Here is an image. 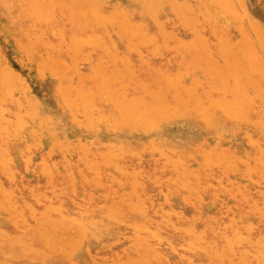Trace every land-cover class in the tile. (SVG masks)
Listing matches in <instances>:
<instances>
[{
    "label": "rangeland",
    "instance_id": "rangeland-1",
    "mask_svg": "<svg viewBox=\"0 0 264 264\" xmlns=\"http://www.w3.org/2000/svg\"><path fill=\"white\" fill-rule=\"evenodd\" d=\"M228 1L227 0H0V143H1L0 144V148H1L0 149L1 152L0 154V173H1L0 174V209H1L0 210V222H1L0 223V253H1L0 259L1 260L0 262L2 264L4 263L5 264H10V263L12 264H50V263L51 264H68V263L70 264H110V263L111 264H133V263L134 264H151V263L153 264L155 263L156 264L158 263L159 264H177V263L178 264H186V263L187 264H196V263L197 264H234V263L244 264L245 262L246 264H261V263L264 264V258H263L264 257V246H263L264 245L263 244L264 243L263 241L264 240V228H263L264 227V216H263L264 215V201H263L264 178H262L264 177V162H263L264 161V153H263L264 152V126H263L264 95L263 94L260 95L261 93L264 92L263 91L264 77H260V78L257 77L258 75H260L259 72L260 73L262 72L261 75L263 74L262 76H264V59H262L264 58V45L261 46V39L262 36H264V0H228ZM96 2H98L99 5ZM220 3L222 4L220 5ZM45 5L47 7H45ZM57 7L60 8L58 9ZM219 7L222 9L220 10ZM204 8L207 10V13L211 12L210 15L208 14L209 16L205 12ZM104 9H106V11ZM214 12H216V14ZM224 12H228V13L224 14ZM122 14L125 16H123ZM229 14H231V16ZM56 15L57 17H55ZM127 17H129L130 19ZM141 17L143 18L141 19ZM97 18L100 19L98 20ZM41 19L44 21H42ZM125 19L127 22L124 21ZM190 21L191 22L193 21L194 23L191 24ZM102 27L104 28V30H102L103 29ZM214 28L217 31L219 30L218 36L215 33ZM244 29L246 32L244 31ZM256 29H258V32L254 31ZM89 32L94 33L98 37V39H100L101 37L100 44L103 43L101 44L102 46L98 44V45H92L93 47H90L91 46L90 44H80V45L76 44L77 40H80L83 36H85ZM260 33L262 36L260 35ZM214 40H216L217 42ZM224 40L225 42L227 40V42L224 43ZM122 41L123 43H121ZM263 42L262 44H264ZM120 43L122 44V46ZM140 43H142V45ZM221 45H223L225 48L222 47ZM234 45H236V49ZM244 45L247 46L244 47ZM228 46L232 47L230 48L231 50L229 49ZM250 46H251V50H250ZM242 47L244 48V50L242 49ZM126 48H129L130 50ZM177 48H179V50ZM241 49L246 54V56L244 57H248V56L251 58L253 57L251 61L253 63L256 62V65L251 64L250 61L249 65H253V66L249 68L247 66L244 67V65L246 64H244L245 62L244 59L241 60V58H244L243 55H240L243 54L241 52L242 51ZM248 49L250 53L254 51V56L252 54L248 55L249 54ZM237 50H241L239 52V55L237 53L238 52ZM203 52L205 54H203ZM231 52H234V55L237 54L238 56L235 57L232 55L231 58L234 57V59H230L229 55H231L230 54ZM105 56L108 57L106 58ZM111 56L112 58H110ZM239 56L242 57L240 58ZM143 57H145L146 59ZM248 58L246 59L247 62H249ZM142 59L144 62L142 61ZM224 59L225 61L226 60L228 61L225 62ZM158 61L159 64L157 63ZM109 62L111 65L109 64ZM231 64L234 65L232 66ZM217 65L220 67L219 70H221L220 74L219 72L218 74L220 75V77H222V81H220L221 79L219 75L216 73L217 71H215V68H219L217 67ZM259 65L260 67L257 68L259 72H256V68L254 66H259ZM233 67H235L236 70H234L235 68L233 69ZM238 68L242 69L243 71L249 69V71L247 70L243 72L248 76V78L242 73L240 69H239L240 71L237 70ZM234 72L235 74H233ZM221 73L224 75L225 80H223L224 77L221 76L222 75ZM237 73H239L240 75L242 74L244 77L239 76ZM228 75H230L229 78ZM185 76H187V78ZM226 77L228 79H226ZM235 77L236 79H234ZM17 78L18 81L16 80ZM250 79L252 80V82ZM260 79H263V81L261 82L262 83L261 86L263 85L261 87L263 92L261 93H259L261 91L260 90L261 88L260 87H259L260 89L258 88ZM229 80L230 82L227 83L226 81ZM256 80L258 84L255 83ZM6 82L8 85L6 84ZM226 84H229V86L227 85L226 87ZM237 84L239 86V89L237 88ZM6 89H8V91ZM137 89L140 90L138 91ZM161 89L162 91H160ZM225 90H227V92ZM176 91H178L179 95L176 94L177 93ZM170 92H172V94H170ZM181 93H183L184 95L183 94L181 95ZM242 93L245 94V96ZM62 99L63 101H60ZM132 99H134V101ZM158 99L161 101H159ZM236 100H238V102ZM250 100H252V102ZM136 101H138L139 104H136L135 103ZM250 102L252 103L251 108H250V104H248ZM102 103H104L105 105ZM167 104L168 105L171 104L172 106L175 105H182L184 107L187 106L186 107L187 113L185 112V114L175 115V116H167V114H165L164 116L162 115L163 118H158L159 116L158 113L161 112L162 106L163 105L166 106ZM234 104L238 105L239 108L237 109L236 112L233 113L229 112L228 114L227 112L230 111L229 107L233 106ZM147 106L151 107L152 110L149 111L148 109H145ZM131 107L138 109L140 112H143L146 115L148 114L150 118L154 119L155 121L153 122V127L146 130L141 128V126L139 128L136 122L127 120L126 119L127 111L128 108L130 109ZM122 108L123 110H121ZM249 109H252V113L251 110ZM233 115H235L236 117L235 116L233 117ZM109 117L112 118L109 119ZM120 117L122 118L120 119ZM259 118L261 119V121ZM5 120L7 122H5ZM230 123L233 124L231 125ZM229 124L231 125V127ZM247 124L249 125L247 126ZM236 127L238 128L236 129ZM127 128L128 131L126 130ZM103 130H105V132ZM250 130L252 133L250 132ZM190 131L193 132L191 133ZM201 132L203 133V135ZM69 134L71 135L70 136L71 139L69 138ZM114 136H116V138ZM186 137L188 138L186 139ZM74 138L76 139V141ZM195 138L197 140H195ZM219 138H221L222 141ZM41 141L43 143H41ZM229 143L230 145H228ZM136 145L139 148H136L137 147ZM254 146H256L257 148ZM22 147L24 149H22ZM37 152H39L40 154ZM72 153L74 155H72ZM100 157L103 159H101ZM189 157L191 158L189 159ZM192 158L193 160H191ZM59 165L61 167H59ZM163 165L165 166L167 165V166L165 167ZM72 166L77 168H73ZM152 166L153 168H151ZM235 167H238V169ZM101 168L103 169V171ZM231 169L234 171H232ZM211 170L214 173L211 172ZM171 172L174 175H172ZM242 172L245 174H242ZM188 174L190 175V177ZM13 175L15 176V178ZM178 175L181 176L179 177ZM184 175H186L187 178ZM118 176L120 177V179ZM163 176L165 178H163ZM106 177H108V179ZM27 178H29V180ZM211 178H213V180ZM26 179H27V183H26ZM64 179H66L67 181ZM178 181H180V183ZM119 183L123 185H120ZM217 183L218 185H216ZM131 187L132 188L134 187L135 190L134 188L132 189ZM55 189L56 191H54ZM17 191L19 194L17 193ZM41 191H43L44 193ZM66 192H68L69 194ZM213 195H214L213 197L214 200L212 199ZM188 196L191 198H189ZM18 199L21 201H19ZM80 199L82 201H80ZM225 200L227 201L225 202ZM84 201L85 203L86 202L87 203L85 204ZM59 202H61V205ZM188 202L190 203L189 205ZM105 207H107L106 210ZM80 208L82 211L79 210ZM62 209L63 211L64 210L65 211L63 212ZM133 209L134 211H132ZM55 211H57L59 214L56 213ZM64 213L66 214L64 215ZM115 213H116V217H114ZM166 213H168L169 215ZM95 214L97 216L100 215L99 216L100 218L102 216L103 219L102 218L99 219V217H97ZM109 214L110 215L112 214L111 217ZM135 214L137 215V217ZM139 215H141L142 218ZM220 215L222 218L220 217L218 219L217 217H219ZM123 216L125 218H123ZM236 217L238 218L236 219ZM166 219H168L169 221ZM211 219L215 222H213ZM209 221L212 224H216L217 222L219 223L216 224L217 226L216 225L211 226V223ZM97 223H99L100 226ZM194 224L195 226H193ZM124 225L126 226L124 227ZM58 228H60L61 230L59 231ZM62 228L63 229L65 228L67 231L65 229L63 230ZM172 228L173 230L171 231ZM20 231L21 233H19ZM155 231L157 232L155 233ZM34 232L36 234H34ZM55 232L58 234H56ZM60 234H64V237H66L67 239L69 238V240H66V238H64ZM122 234H124V236ZM198 234L199 235L201 234L202 237L199 236ZM71 235H73L74 237ZM151 235H155L157 237L154 236L151 237ZM181 235L183 236L181 237ZM23 236L25 237L24 239H22ZM58 236L62 238L60 239L58 238ZM68 236L73 238V240L70 239V237ZM46 237L48 238L46 239ZM100 237L102 238L100 239ZM86 238L88 239L86 240ZM161 238H163V240ZM165 239L167 240L165 241ZM72 241L73 243L69 244ZM65 242L68 244L66 245ZM213 243L215 244L213 245ZM13 244L15 246H13ZM140 244L143 245L144 247L141 246ZM170 244H172L173 246L172 245L170 246ZM197 244L198 246H196ZM250 245L252 246L250 247ZM211 246L212 248H210ZM257 246L258 248H256ZM125 247H127L128 250ZM141 249L142 251L140 252ZM123 251H125L126 253ZM146 251L147 253L148 251L149 253L151 251L150 254L153 257H151L150 254L149 256L146 255L147 253L146 254L144 253ZM203 251L205 252L203 253ZM152 252L154 253L152 254ZM14 253L17 256H15ZM214 253H216V255ZM12 254L14 257L12 256ZM45 254H47V256ZM89 254L91 255L93 254V255L91 256ZM114 255L116 257L118 256V258H116ZM73 256L75 258H73ZM236 256H238L237 258L239 260L236 258ZM254 256L256 258H254ZM247 257L250 261L247 259ZM129 258L132 259L130 260ZM137 258L138 260L141 259V261L142 260L143 261L139 262ZM144 258L147 259H145L144 261ZM135 259L138 261V263ZM19 260L21 263L19 262ZM62 260H64V262ZM229 260H231L230 263ZM43 261H45L46 263L45 262L42 263ZM190 261H192L193 263H190Z\"/></svg>",
    "mask_w": 264,
    "mask_h": 264
},
{
    "label": "bare ground",
    "instance_id": "bare-ground-1",
    "mask_svg": "<svg viewBox=\"0 0 264 264\" xmlns=\"http://www.w3.org/2000/svg\"><path fill=\"white\" fill-rule=\"evenodd\" d=\"M227 1H228V0H227ZM42 2H44V1H42ZM112 2H114V1H112ZM228 2H229V1H228ZM96 3L98 4V2H96ZM109 3H110V2H109ZM127 3H128V2H127ZM154 3H155V2H154ZM229 3H230V2H229ZM133 4H134V3H133ZM150 4H151V3H150ZM155 4H156V3H155ZM195 4H196V3H195ZM221 4H222V3H220V5H221ZM230 4H231V3H230ZM46 5H47V4H46ZM46 5H45V7H47ZM77 5H78V4H77ZM98 5H99V4H98ZM135 5H136V4H135ZM123 6H124V5H123ZM156 6H157V5H156ZM242 6H243V5H242ZM75 7H76V6H75ZM77 7H79V6H77ZM127 7H128V6H127ZM127 7H126V8H127ZM215 7H216V6H215ZM39 8H40V7H39ZM55 8H56V7H55ZM57 8H58V7H57ZM59 8H60V7H59ZM59 8H58V9H59ZM35 9H36V8H35ZM109 9H110V8H109ZM132 9H133V8H132ZM174 9H175V8H174ZM204 9H205V8H204ZM219 9L221 10L222 8L219 7ZM99 10H100V9H99ZM104 10L106 11V9H104ZM185 10H186V9H185ZM210 10H211V9H210ZM232 10H233V9H232ZM24 11H26V10H24ZM63 11H64V10H63ZM74 11H75V10H74ZM77 11H78V10H77ZM97 11H98V10H97ZM97 11H96V13H97ZM137 11H138V10H137ZM227 11H228V10H227ZM75 12H76V11H75ZM127 12H128V11H127ZM145 12H146V11H145ZM164 12H165V11H164ZM205 12L207 13V10H206V9H205ZM234 12H235V11H234ZM245 12H246V11H245ZM21 13H22V12H21ZM24 13H25V12H24ZM124 13H126V12H124ZM177 13H178V12H177ZM177 13H176V14H177ZM210 13H211V12H210ZM210 13H207V15H208V14L210 15ZM214 13L216 14V12H214ZM214 13H213V14H214ZM226 13H228V12H224V14H226ZM25 14H26V13H25ZM59 14H60V13H59ZM115 14H116V13H115ZM163 14H164V13H163ZM35 15H37V14H35ZM60 15H61V14H60ZM95 15H96V14H95ZM120 15H121V14H120ZM122 15H123V14H122ZM135 15H136V14H135ZM209 15H208V16H209ZM227 15H228V14H227ZM229 15L231 16V14H229ZM24 16H25V15H24ZM27 16H28V15H27ZM87 16H88V15H87ZM91 16H92V15H91ZM109 16H110V15H109ZM116 16H117V15H116ZM123 16H125V15H123ZM127 16H128V15H127ZM140 16H141V15H140ZM150 16H151V15H150ZM162 16H163V15H162ZM165 16H166V14H165ZM171 16H172V15H171ZM219 16H221V15H219ZM55 17H57V15H56ZM58 17H59V16H58ZM80 17H81V16H80ZM100 17H101V16H100ZM119 17H120V16H119ZM146 17H147V16H146ZM172 17H173V16H172ZM172 17H171V18H172ZM22 18H23V17H22ZM127 18H129V17H127ZM135 18H136V17H135ZM139 18H140V17H139ZM142 18H143V17H141V19H142ZM150 18H151V17H150ZM157 18H158V17H157ZM173 18H174V17H173ZM182 18H183V17H182ZM26 19H27V18H26ZM30 19H31V18H30ZM39 19H40V18H39ZM53 19H54V18H53ZM53 19H52V20H53ZM79 19H80V18H79ZM97 19H98V18H97ZM99 19H100V18H99ZM99 19H98V20H99ZM117 19H118V17H117ZM129 19H130V18H129ZM174 19H175V18H174ZM174 19H173V20H174ZM235 19H236V18H235ZM240 19H241V18H240ZM33 20H34V19H33ZM41 20H42V19H41ZM56 20H57V19H56ZM65 20H66V18H65ZM104 20H105V19H104ZM106 20H107V19H106ZM182 20H183V19H182ZM184 20H185V19H184ZM215 20H216V19H215ZM29 21H30V20H29ZM42 21H44V20H42ZM60 21H61V20H60ZM93 21H94V20H93ZM107 21H108V20H107ZM109 21H110V20H109ZM124 21H126V19H125ZM146 21H147V20H146ZM150 21H151V20H150ZM201 21H202V20H201ZM58 22H59V21H58ZM75 22H76V20H75ZM82 22H83V21H82ZM82 22H81V23H82ZM87 22H88V20H87ZM105 22H106V21H105ZM126 22H127V21H126ZM143 22H144V21H143ZM143 22H142V23H143ZM166 22H167V21H166ZM190 22H191V21H190ZM56 23H57V21H56ZM67 23H69V22H67ZM90 23H91V22H90ZM116 23H117V22H116ZM147 23H148V22H147ZM164 23H165V22H164ZM192 23H194V22L192 21L191 24H192ZM219 23H220V22H219ZM37 24H38V23H37ZM72 24H73V23H72ZM87 24H88V23H87ZM125 24H126V23H125ZM127 24H128V23H127ZM138 24H139V23H138ZM200 24H201V23H200ZM42 25H43V24H42ZM92 25H93V24H92ZM94 25H95V24H94ZM108 25H109V24H108ZM114 25H115V24H114ZM119 25H120V24H119ZM121 25H123V24H121ZM171 25H172V24H171ZM202 25H203V24H202ZM58 26H59V24H58ZM72 26H73V25H72ZM117 26H118V25H117ZM154 26H155V25H154ZM165 26H166V25H165ZM165 26H164V27H165ZM181 26H182V25H181ZM200 26H201V25H200ZM212 26H213V25H212ZM214 26H215V25H214ZM235 26H236V25H235ZM253 26H254V25H253ZM253 26H252V27H253ZM77 27H79V26H77ZM97 27H98V25H97ZM99 27H100V26H99ZM108 27H109V26H108ZM113 27H114V26H113ZM157 27H158V26H157ZM197 27H198V26H197ZM66 28H68V27H66ZM102 28H103V27H102ZM153 28H154V27H153ZM175 28H176V27H175ZM209 28H210V27H209ZM230 28H231V27H230ZM232 28H233V27H232ZM69 29H70V28H69ZM81 29H82V28H81ZM85 29H86V28H85ZM88 29H89V28H88ZM95 29H96V28H95ZM126 29H127V28H126ZM150 29H151V28H150ZM170 29H171V28H170ZM191 29H192V26H191ZM238 29H239V27H238ZM252 29H253V28H252ZM262 29H263V28H262ZM96 30H97V29H96ZM99 30H100V29H99ZM102 30H104V28H103ZM107 30H108V29H107ZM118 30H119V29H118ZM143 30H144V29H143ZM145 30H146V29H145ZM159 30H160V29H159ZM187 30H188V29H187ZM42 31H43V30H42ZM90 31H91V30H90ZM137 31H138V30H137ZM139 31H140V29H139ZM147 31H148V30H147ZM214 31H215V33H216L217 36H218V31H219V30L217 31V30H215V28H214ZM244 31H245V29H244ZM254 31H257V32H258V29L254 30ZM69 32H70V31H69ZM129 32H130V31H129ZM154 32H155V31H154ZM175 32H176V31H175ZM189 32H190V31H189ZM221 32H222V30H221ZM226 32H229V31H226ZM240 32H241V31H240ZM245 32H246V31H245ZM41 33H42V32H41ZM95 33H96V32H95ZM99 33H100V32H99ZM118 33H119V32H118ZM136 33H137V32H136ZM148 33H150V32H148ZM190 33H191V32H190ZM49 34H50V33H49ZM84 34H85V33H84ZM84 34H83V35H84ZM110 34H112V33H110ZM146 34H147V33H146ZM156 34H157V33H156ZM202 34H203V33H202ZM208 34H209V31H208ZM222 34H223V33H222ZM227 34H228V33H227ZM239 34H240V33H239ZM246 34H247V33H246ZM256 34H257V33H256ZM55 35H56V34H55ZM102 35H103V34H102ZM104 35H105V34H104ZM106 35H107V34H106ZM127 35H128V34H127ZM138 35H139V34H138ZM195 35H197V34H195ZM260 35H261V33H260ZM143 36H144V35H143ZM187 36H188V35H187ZM199 36H200V35H199ZM207 36H208V35H207ZM214 36H215V35H214ZM261 36H262V35H261ZM51 37H53V36H51ZM105 37H106V36H105ZM110 37H111V36H110ZM131 37H132V36H131ZM139 37H140V36H139ZM168 37H169V36H168ZM191 37H192V36H191ZM205 37H206V36H205ZM248 37H249V36H248ZM47 38H48V37H47ZM129 38H130V37H129ZM132 38H133V37H132ZM135 38H137V37H135ZM144 38H145V37H144ZM199 38H200V37H199ZM199 38H198V40H199ZM243 38H244V37H243ZM259 38H260V37H259ZM100 39H101V37H100ZM100 39H98V37H97L94 33L89 32L88 34H86L85 36H83L80 40H77V43H76V44H77V45H80V44H90V45H91L90 47H93L92 45H98V44L101 45V44H103V43L100 44V42H101ZM102 39H103V38H102ZM123 39H125V38H123ZM123 39H122V40H123ZM155 39H156V38H155ZM166 39H167V37H166ZM174 39H175V38H174ZM216 39H217V38H216ZM223 39H225V38H223ZM48 40H49V39H48ZM65 40H67V39H65ZM130 40H131V39H130ZM161 40H162V39H161ZM205 40H206V39H205ZM211 40H212V39H211ZM262 40L264 41V36H262V39H261V46L264 45V44H262V42H263ZM124 41H125V40H124ZM131 41H132V40H131ZM145 41H147V40H145ZM148 41H149V40H148ZM153 41H154V40H153ZM174 41H175V40H174ZM207 41H208V40H207ZM214 41H216V40H214ZM154 42H155V41H154ZM161 42H162V41H161ZM161 42H160V43H161ZM216 42H217V41H216ZM226 42H227V40H226ZM226 42H225V40H224V43H226ZM231 42H232V41H231ZM241 42H242V41H241ZM104 43H105V42H104ZM109 43H110V42H109ZM121 43H123V41H122ZM121 43H120V44H121ZM126 43H127V42H126ZM157 43H158V42H157ZM201 43H202V42H201ZM208 43H209V42H208ZM263 43H264V42H263ZM137 44H138V43H137ZM140 44L142 45V43H140ZM173 44H174V43H173ZM196 44H197V43H196ZM246 44H247V43H246ZM69 45H70V44H69ZM184 45H185V44H184ZM191 45H192V44H191ZM203 45H204V43H203ZM209 45H210V44H209ZM211 45H212V43H211ZM227 45H229V44H227ZM249 45H250V44H249ZM84 46H85V45H84ZM101 46H102V45H101ZM121 46H122V44H121ZM123 46H124V45H123ZM127 46H128V45H127ZM130 46H131V45H130ZM163 46H164V45H163ZM180 46H181V45H180ZM221 46L224 47L223 45H221ZM225 46H226V45H225ZM230 46H231V45H230ZM234 46H235V49H236V45H234ZM245 46H247V45H244V47H245ZM55 47H56V46H55ZM137 47H139V46H137ZM197 47H198V46H197ZM215 47H216V46H215ZM226 47H227V46H226ZM228 47H229V46H228ZM61 48H62V47H61ZM98 48H99V47H98ZM104 48H105V47H104ZM106 48H107V46H106ZM111 48H112V47H111ZM144 48H145V47H144ZM210 48H211V47H210ZM224 48H225V47H224ZM230 48H232V47H229V49H230ZM240 48H241V47H240ZM87 49H88V48H87ZM126 49H129V48H126ZM138 49H139V48H138ZM146 49H147V48H146ZM158 49H159V47H158ZM167 49H168V48H167ZM173 49H174V48H173ZM177 49L179 50V48H177ZM242 49L244 50L243 47H242ZM242 49H241V50H242ZM252 49H253V48H252ZM94 50H95V49H94ZM101 50H102V49H101ZM129 50H130V49H129ZM129 50H128V51H129ZM170 50H171V49H170ZM174 50H175V49H174ZM180 50H183V49H180ZM195 50H197V49H195ZM199 50H201V49H199ZM223 50H224V49H223ZM230 50H231V49H230ZM233 50H234V49H233ZM241 50H237V51H238V52H237L238 55H239V52H240ZM243 50L241 51L243 54H240V55H243V57H244V56H246V54L244 53ZM250 50H251V46H250ZM111 51H112V50H111ZM120 51H121V50H120ZM164 51H165V50H164ZM166 51H167V50H166ZM213 51H215V50H213ZM256 51H257V50H256ZM259 51H260V50H259ZM100 52H101V51H100ZM117 52H118V51H117ZM121 52H122V51H121ZM160 52H161V51H160ZM197 52H198V51H197ZM234 52H235V51H234ZM234 52H231V53H230V54H231V55H229V56H230V57H229L230 59H234V57L231 58L232 55L235 56V57L238 56L237 54L234 55ZM248 52H249V49H248ZM248 52H247V53H248ZM103 53H104V52H103ZM125 53H126V52H125ZM130 53H131V52H130ZM156 53H157V52H156ZM222 53H223V51H222ZM259 53H260V52H259ZM94 54H95V53H94ZM100 54H101V53H100ZM121 54H123V53H121ZM121 54H120V55H121ZM146 54H147V53H146ZM165 54H166V53H165ZM190 54H191V53H190ZM203 54H205V53L203 52ZM206 54H207V53H206ZM244 54H245V55H244ZM250 54H252V55L254 56V51H252V53L249 52L248 55H250ZM91 55H92V54H91ZM91 55H90V56H91ZM120 55H119V56H120ZM126 55H127V54H126ZM155 55H156V54H155ZM208 55H209V54H208ZM95 56H96V55H95ZM102 56H104V55H102ZM116 56H118V55H116ZM139 56H140V54H139ZM145 56H147V55H145ZM153 56H154V55H153ZM153 56H152V57H153ZM162 56H163V55H162ZM227 56H228V54H227ZM260 56H261V55H260ZM105 57H106V56H105ZM107 57H108V56H107ZM107 57H106V58H107ZM157 57H158V56H157ZM159 57H160V56H159ZM171 57H173V56H171ZM239 57L241 58L242 56H239ZM248 57H249V56H248ZM248 57L241 58V60L244 59V61H245L244 64H246V65H244V67L247 66V67L249 68V67H251V66H253V65H256V62L253 63V62L251 61V59H253V57H252V58H251V57L248 58ZM255 57H256V56H255ZM110 58H112V56H111ZM123 58H124V57H123ZM140 58H141V57H140ZM143 58H145V57H143ZM209 58H210V57H209ZM217 58H219V57H217ZM247 58H248L249 62H247V60H246ZM145 59H146V58H145ZM262 59H264V58H262ZM96 60H97V59H96ZM117 60H118V59H117ZM138 60H139V59H138ZM155 60H156V59H155ZM171 60H172V59H171ZM129 61H130V60H129ZM142 61H143V59H142ZM165 61H166V60H165ZM217 61H219V60H217ZM224 61H225V59H224ZM224 61H223V62H224ZM226 61H228V60H226ZM226 61H225V62H226ZM250 61H251V64H253V65H249V64H250ZM110 62H111V60H110ZM110 62H109V64H110ZM143 62H144V61H143ZM162 62H164V61H162ZM223 62H222V63H223ZM229 62H230V61H229ZM232 62H233V61H232ZM241 62H243V61H241ZM241 62H240V63H241ZM157 63L159 64V61H158ZM165 63H167V62H165ZM171 63H172V62H171ZM222 63H221V64H222ZM85 64H86V62H85ZM155 64H156V63H155ZM226 64H227V63H226ZM235 64H236V63H235ZM258 64H259V63H258ZM110 65H111V64H110ZM123 65H124V64H123ZM126 65H127V64H126ZM128 65H129V64H128ZM146 65H147V64H146ZM167 65H168V64H167ZM231 65L233 66L234 64H231ZM93 66H94V65H93ZM106 66H107V65H106ZM133 66H134V65H133ZM154 66H155V65H154ZM156 66H157V65H156ZM159 66H160V65H159ZM165 66H166V65H165ZM177 66H178V65H177ZM177 66H176V67H177ZM262 66H263V65H262ZM94 67H95V66H94ZM111 67H112V66H111ZM136 67H137V65H136ZM217 67H219V66L217 65ZM236 67H239V66H236ZM254 67L256 68V72H259V71L257 70V68H259L260 65H259V66H254ZM132 68H133V67H132ZM162 68H163V67H162ZM172 68H173V67H172ZM177 68H178V67H177ZM234 68H235V67H233V69H234ZM240 68H241V67H240ZM240 68H238L237 70H239ZM262 68H263V67H262ZM93 69H94V68H93ZM104 69H105V68H104ZM109 69H110V68H109ZM120 69H121V68H120ZM120 69H119V70H120ZM122 69H123V68H122ZM178 69H179V68H178ZM180 69H181V67H180ZM183 69H184V68H183ZM217 69H218V70H217ZM219 69H220V67H219V68H215V71H217V72H216L217 74H218V72H219V74H220V72H221V70H219ZM253 69H254V68H253ZM133 70H134V69H133ZM234 70H236V68H235ZM240 70L242 71V73L245 72V71H247V70L249 71V69H247V70H245V71H243L242 69H240ZM240 70H239V71H240ZM254 70H255V69H254ZM107 71H108V70H107ZM107 71H106V72H107ZM169 71H170V69H169ZM174 71H175V70H174ZM231 71H232V70H231ZM252 71H253V70H252ZM114 72H115V71H114ZM137 72H139V71H137ZM237 72H238V71H237ZM141 73H143V72H141ZM162 73H163V72H162ZM174 73H175V72H174ZM178 73H179V72H178ZM187 73H188V72H187ZM231 73H232V72H231ZM246 73H247V72H246ZM261 73H262V72H261ZM261 73L259 72L260 75H258L257 77H259V78H260V77H264V76H262L263 74L261 75ZM123 74H124V71H123ZM219 74H218V75H219ZM221 74H222V73H221ZM233 74H235V72H234ZM237 74H238L239 76L244 77L242 74H241V75H240L239 73H237ZM243 74H244L245 76H247L245 73H243ZM168 75H169V74H168ZM225 75H226V74H225ZM230 75H231V74H230ZM230 75H228V78L230 77ZM252 75H254V74H252ZM59 76H60V75H59ZM116 76H117V75H116ZM128 76H130V75H128ZM134 76H135V75H134ZM137 76H138V75H137ZM221 76L224 77L223 74H222ZM231 76H232V75H231ZM235 76H236V75H235ZM239 76H238V78H239ZM255 76H256V75H255ZM60 77H61V76H60ZM138 77H139V76H138ZM138 77H137V78H138ZM154 77H155V76H154ZM156 77H157V76H156ZM170 77H171V76H170ZM185 77L187 78V76H185ZM185 77H184V78H185ZM219 77H220V75H219ZM14 78H15V77H14ZM92 78H93V77H92ZM110 78H112V77H110ZM118 78H119V76H118ZM120 78H121V77H120ZM147 78H148V77H147ZM188 78H189V77H188ZM217 78H218V77H217ZM228 78L226 77V79H228ZM240 78H241V77H240ZM247 78H248V76H247ZM251 78H252V77H251ZM20 79H21V78H20ZM96 79H97V77H96ZM123 79H124V78H123ZM126 79H127V78H126ZM132 79H133V78H132ZM220 79H221L220 81H222V77H220ZM234 79H236V77H235ZM16 80L18 81V78H17ZM139 80H140V79H139ZM147 80H148V79H147ZM176 80H177V79H176ZM178 80H179V79H178ZM182 80H183V79H182ZM223 80H225V77H224ZM250 80H251V79H250ZM94 81H95V80H94ZM125 81H126V80H125ZM136 81H138V80H136ZM145 81H146V80H145ZM157 81H158V80H157ZM170 81H171V79H170ZM184 81H185V79H184ZM253 81H255V80H253ZM262 81H263V79H260L259 84H258V82H257V80H256L255 83L258 84V88H259V87L261 88V87L263 86V85L261 86V84H262L261 82H262ZM15 82H16V81H15ZM15 82H14V84H15ZM131 82H132V81H131ZM161 82H162V81H161ZM226 82L229 83L230 80H229V81H226ZM251 82H252V80H251ZM251 82H250V83H251ZM263 82H264V81H263ZM148 83H149V82H148ZM167 83H168V82H167ZM253 83H254V82H253ZM253 83H252V84H253ZM4 84H5V83H4ZM6 84H7V82H6ZM20 84H21V83H20ZM155 84H156V83H155ZM7 85H8V84H7ZM22 85H23V83H22ZM117 85H118V84H117ZM135 85H136V84H135ZM227 85L229 86V84H226V87H227ZM145 86H146V85H145ZM235 86H236V85H235ZM254 86H255V85H254ZM254 86H253V87H254ZM115 87H116V86H115ZM123 87H124V86H123ZM138 87H139V86H138ZM149 87H150V86H149ZM156 87H157V86H156ZM156 87H155V88H156ZM162 87H163V86H162ZM50 88H51V87H50ZM98 88H99V87H98ZM131 88H132V87H131ZM160 88H161V87H160ZM179 88H180V86H179ZM230 88H231V87H230ZM237 88L239 89L238 84H237ZM242 88H243V87H242ZM258 88H257V89H258ZM260 88H259V89H260ZM3 89H4V88H3ZM101 89H102V88H101ZM151 89H152V88H151ZM171 89H172V88H171ZM174 89H175V88H174ZM177 89H178V88H177ZM186 89H187V88H186ZM191 89H192V88H191ZM225 89H226V88H225ZM6 90L8 91V89H6ZM26 90H27V89H26ZM53 90H54V89H53ZM97 90H98V89H97ZM137 90H138V89H137ZM139 90H140V89H139ZM139 90H138V91H139ZM141 90H142V89H141ZM163 90H164V89H163ZM188 90H189V88H188ZM242 90H243V89H242ZM260 90H261L260 92L258 91L259 93H261V92L264 91V90L262 91V88H261ZM50 91H51V90H50ZM98 91H99V90H98ZM160 91H162V89H161ZM171 91H172V90H171ZM178 91H179V90H178ZM178 91H176V92H177L176 94H178ZM180 91H181V90H180ZM225 91L227 92V90H225ZM236 91H237V89H236ZM60 92H62V91H60ZM112 92H113V91H112ZM130 92H131V91H130ZM135 92H136V90H135ZM229 92H230V91H229ZM5 93H6V92H5ZM7 93H8V92H7ZM25 93H26V91H25ZM103 93H105V92H103ZM120 93H121V92H120ZM137 93H138V92H137ZM141 93H143V92H141ZM161 93H162V92H161ZM179 93H180V92H179ZM192 93H194V92H192ZM243 93H244V92H243ZM243 93H242V94H243ZM245 93H246V92H245ZM54 94H55V93H54ZM101 94H102V93H101ZM128 94H129V93H128ZM170 94H172V92H170ZM182 94H183V93H181V95H182ZM232 94H233V93H232ZM247 94H248V93H247ZM250 94H251V93H250ZM262 94L264 95V92L261 93L260 95H262ZM6 95H8V94H6ZM15 95H16V94H15ZM59 95H60V94H59ZM118 95H119V94H118ZM118 95H117V96H118ZM129 95H130V94H129ZM145 95H146V94H145ZM150 95H151V94H150ZM158 95H159V94H158ZM178 95H179V94H178ZM183 95H184V94H183ZM238 95H239V94H238ZM243 95L245 96V94H243ZM123 96H124V95H123ZM134 96H136V95H134ZM143 96H144V95H143ZM146 96H147V95H146ZM146 96H145V97H146ZM152 96H153V95H152ZM220 96H221V95H220ZM233 96H234V95H233ZM6 97H7V96H6ZM30 97H31V96H30ZM103 97H104V96H103ZM106 97H107V96H106ZM145 97H143V98H145ZM155 97H156V96H155ZM159 97H160V96H159ZM163 97H164V96H163ZM183 97H184V96H183ZM201 97H202V96H201ZM222 97H223V95H222ZM231 97H232V96H231ZM256 97H257V96H256ZM59 98H60V97H59ZM63 98H64V97H63ZM227 98H228V97H227ZM229 98H230V97H229ZM6 99H7V98H6ZM78 99H79V98H78ZM124 99H125V98H124ZM173 99H174V98H173ZM173 99H172V100H173ZM187 99H188V98H187ZM219 99H220V98H219ZM254 99H255V98H254ZM257 99H258V98H257ZM50 100H51V99H50ZM132 100L134 101V99H132ZM137 100H138V99H137ZM142 100H143V99H142ZM158 100H159V99H158ZM163 100H164V99H163ZM163 100H162V101H163ZM13 101H15V100H13ZM38 101H39V100H38ZM60 101H63V99L60 100ZM114 101H115V100H114ZM123 101H124V100H123ZM159 101H161V100H159ZM170 101H171V100H170ZM191 101H192V100H191ZM199 101H200V99H199ZM236 101L238 102V100H236ZM250 101L252 102V100H250ZM146 102H147V101H146ZM152 102H153V101H152ZM166 102H167V101H166ZM203 102H204V101H203ZM242 102H243V101H242ZM246 102H247V101H246ZM251 102L248 103V104H250V108H251V104H252ZM31 103H32V102H31ZM107 103H108V102H107ZM135 103H136V104H139L138 101H136ZM148 103H149V102H148ZM150 103H151V102H150ZM153 103H154V102H153ZM162 103H163V102H162ZM187 103H188V102H187ZM231 103H232V102H231ZM256 103H257V102H256ZM259 103H260V102H259ZM8 104H9V103H8ZM10 104H11V103H10ZM32 104H33V103H32ZM98 104H99V103H98ZM102 104H104V103H102ZM171 104H172V103H171ZM171 104H170V105L167 104L166 106H165V105L162 106V110H161V112L158 113V114H159L158 118H163V116H164L165 114H167V116L181 115V114H185V112L187 111V108H186L187 106H186V107H184V106H182V105H175V106H172ZM232 104H233V103H232ZM263 104H264V103H263ZM49 105H50V104H49ZM54 105H55V104H54ZM104 105H105V104H104ZM104 105H103V106H104ZM110 105H111V104H110ZM226 105H227V104H226ZM97 106H98V105H97ZM112 106H113V105H112ZM124 106H125V105H124ZM154 106H155V105H154ZM188 106H189V105H188ZM199 106H200V105H199ZM218 106H219V104H218ZM256 106H257V105H256ZM258 106H259V105H258ZM11 107H12V106H11ZM15 107H16V106H15ZM105 107H106V106H105ZM108 107H109V106H108ZM119 107H120V106H119ZM137 107H138V106H137ZM147 107H148V108H147ZM147 107H146L145 109H148L149 111L152 110L151 107H149V106H147ZM197 107H198V106H197ZM210 107H211V106H210ZM215 107H216V106H215ZM220 107H221V106H220ZM220 107H219V108H220ZM245 107H246V106H245ZM263 107H264V106H263ZM8 108H9V107H8ZM21 108H22V107H21ZM36 108H37V106H36ZM41 108H42V107H41ZM116 108H117V107H116ZM125 108H127V107H125ZM143 108H144V107H143ZM204 108H205V107H204ZM216 108H217V107H216ZM238 108H239V106L234 104L233 106L229 107L230 111H228L227 113L229 114V112H230V113L236 112ZM255 108H256V107H255ZM139 109H140V108H139ZM153 109H155V108H153ZM195 109H196V108H195ZM252 109H253V108H252ZM252 109H249V110H251V113H252ZM13 110H14V109H13ZM38 110H39V108H38ZM55 110H57V109H55ZM72 110H73V109H72ZM104 110H105V109H104ZM114 110H115V109H114ZM114 110H113V111H114ZM121 110H123V108H122ZM124 110H125V109H124ZM189 110H190V109H189ZM218 110H219V109H218ZM242 110H243V109H242ZM11 111H12V110H11ZM111 111H112V110H111ZM146 111H147V110H146ZM196 111H197V110H196ZM219 111H220V110H219ZM224 111H225V110H224ZM224 111H223V112H224ZM255 111H256V110H255ZM84 112H85V111H84ZM105 112H106V111H105ZM221 112H222V111H221ZM225 112H226V111H225ZM3 113H4V112H3ZM5 113H6V112H5ZM10 113H11V112H10ZM44 113H45V112H44ZM103 113H104V112H103ZM115 113H116V112H115ZM121 113H122V112H121ZM123 113H124V111H123ZM186 113H187V112H186ZM240 113H242V112H240ZM251 113H250V115H251ZM112 114H113V113H112ZM248 114H249V113H248ZM255 114H256V113H255ZM36 115H37V114H36ZM117 115H118V114H117ZM122 115H123V114H122ZM162 115H163V116H162ZM188 115H189V114H188ZM193 115H194V114H193ZM250 115H249V116H250ZM252 115H253V114H252ZM64 116H65V115H64ZM195 116H197V115H195ZM208 116H209V115H208ZM223 116H224V115H223ZM234 116H235V115H233V117H234ZM240 116H241V115H240ZM11 117H12V116H11ZM22 117H23V116H22ZM78 117H79V116H78ZM200 117H201V116H200ZM203 117H204V115H203ZM203 117H202V118H203ZM217 117H218V116H217ZM235 117H236V116H235ZM247 117H248V116H247ZM256 117H258V116H256ZM26 118H27V117H26ZM87 118H88V117H87ZM111 118H112V117H111ZM111 118L109 117V119H111ZM118 118H119V117H118ZM121 118H122V117H120V119H121ZM124 118H125V117H124ZM124 118H123V119H124ZM170 118H171V117H170ZM194 118H195V117H194ZM218 118H219V117H218ZM35 119H36V118H35ZM64 119H65V118H64ZM126 119L129 120V121H134V122H136V123H137V126H139V128H140V126H141V128L146 129V130L149 129V128H151V127H153V122L155 121L154 119L150 118V117L148 116V114L146 115L145 113L140 112L138 109H136V108H134V107H133V108L131 107L130 109L128 108ZM190 119H191V118H190ZM204 119H205V118H204ZM228 119H229V118H228ZM259 119H260V118H259ZM262 119H263V118H262ZM26 120H27V119H26ZM157 120H158V119H157ZM170 120H171V119H170ZM170 120H169V122H170ZM174 120H175V119H174ZM224 120H226V119H224ZM248 120H249V119H248ZM36 121H37V120H36ZM62 121H63V120H62ZM83 121H84V120H83ZM184 121H185V120H184ZM198 121H200V120H198ZM206 121H207V120H206ZM209 121H210V120H209ZM227 121H228V120H227ZM231 121H232V120H231ZM243 121H244V120H243ZM251 121H252V120H251ZM260 121H261V119H260ZM5 122H7V121L5 120ZM11 122H12V121H11ZM72 122H73V121H72ZM87 122H88V121H87ZM173 122H174V121H173ZM176 122H177V121H176ZM241 122H242V121H241ZM241 122H240V123H241ZM249 122H250V121H249ZM27 123H28V122H27ZM59 123H60V122H59ZM69 123H70V121H69ZM85 123H86V122H85ZM129 123H130V122H129ZM202 123H203V122H202ZM227 123H228V122H227ZM237 123H238V122H237ZM242 123H243V122H242ZM244 123H245V122H244ZM3 124H4V123H3ZM10 124H11V123H10ZM62 124H63V123H62ZM76 124H77V123H76ZM92 124H93V123H92ZM97 124H98V123H97ZM214 124H215V123H214ZM225 124H226V123H225ZM230 124L232 125L233 123H230ZM230 124H229V125H230ZM255 124H256V122H255ZM65 125H66V124H65ZM68 125H69V124H68ZM72 125H73V124H72ZM102 125H103V124H102ZM174 125H175V124H174ZM231 125H230V127H231ZM248 125H249V124H247V126H248ZM7 126H8V125H7ZM66 126H67V125H66ZM137 126H136V127H137ZM163 126H164V125H163ZM171 126H172V125H171ZM204 126H205V125H204ZM209 126H210V124H209ZM240 126H241V125H240ZM247 126H246V127H247ZM251 126H252V125H251ZM263 126H264V124H263ZM12 127H13V126H12ZM42 127H43V126H42ZM59 127H60V126H59ZM85 127H86V126H85ZM122 127H123V126H122ZM200 127H201V126H200ZM222 127H223V126H222ZM232 127H233V126H232ZM253 127H254V126H253ZM257 127H258V126H257ZM261 127H262V126H261ZM101 128H102V126H101ZM162 128H163V127H162ZM220 128H221V127H220ZM237 128H238V127H236V129H237ZM240 128H241V127H240ZM248 128H249V127H248ZM57 129H58V128H57ZM124 129H125V128H124ZM130 129H132V128H130ZM225 129H226V128H225ZM227 129H228V128H227ZM254 129H255V128H254ZM254 129H253V130H254ZM13 130H14V129H13ZM65 130H67V129H65ZM70 130H71V129H70ZM101 130H102V129H101ZM126 130L128 131V128H127ZM217 130H218V128H217ZM253 130H252V131H253ZM262 130H263V129H262ZM76 131H77V130H76ZM103 131L105 132V130H103ZM117 131H118V130H117ZM127 131H126V132H127ZM176 131H177V130H176ZM186 131H187V130H186ZM228 131H229V130H228ZM11 132H12V131H11ZM66 132H67V131H66ZM74 132H75V131H74ZM81 132H82V131H81ZM190 132H191V131H190ZM192 132H193V131H192ZM192 132H191V133H192ZM239 132H240V131H239ZM247 132H248V130H247ZM250 132H251V130H250ZM89 133H90V132H89ZM120 133H121V132H120ZM132 133H134V132H132ZM140 133H141V132H140ZM181 133H182V132H181ZM186 133H187V132H186ZM195 133H196V131H195ZM201 133H202V132H201ZM217 133H218V132H217ZM242 133H243V132H242ZM251 133H252V132H251ZM106 134H107V133H106ZM115 134H116V133H115ZM123 134H125V133H123ZM193 134H194V133H193ZM224 134H225V133H224ZM229 134H230V133H229ZM253 134H254V133H253ZM255 134H256V133H255ZM257 134H258V132H257ZM261 134H262V133H261ZM38 135H39V134H38ZM75 135H76V134H75ZM113 135H114V132H113ZM118 135H119V134H118ZM202 135H203V133H202ZM205 135H206V134H205ZM25 136H26V134H25ZM70 136H71V135L69 134V138H70ZM73 136H74V135H73ZM109 136H110V134H109ZM138 136H139V135H138ZM168 136H169V135H168ZM168 136H167V137H168ZM170 136H171V135H170ZM177 136H178V135H177ZM188 136H189V135H188ZM221 136H222V135H221ZM228 136H229V135H228ZM230 136H231V135H230ZM252 136H253V135H252ZM33 137H34V136H33ZM35 137H36V136H35ZM75 137H76V136H75ZM78 137H79V136H78ZM78 137H77V138H78ZM99 137H100V136H99ZM101 137H102V136H101ZM114 137L116 138V136H114ZM122 137H124V136H122ZM130 137H131V136H130ZM164 137H165V136H164ZM172 137H173V136H172ZM191 137H192V136H191ZM197 137H199V136H197ZM242 137H243V136H242ZM242 137H241V139H242ZM250 137H251V136H250ZM2 138H3V137H2ZM86 138H87V136H86ZM102 138H103V137H102ZM126 138H127V137H126ZM131 138H132V137H131ZM135 138H136V137H135ZM149 138H150V137H149ZM187 138H188V137H186V139H187ZM246 138H247V137H246ZM251 138H252V137H251ZM254 138H255V136H254ZM3 139H4V138H3ZM6 139H7V137H6ZM61 139H62V138H61ZM67 139H68V138H67ZM70 139H71V138H70ZM74 139H75V138H74ZM89 139H90V138H89ZM94 139H95V138H94ZM122 139H123V138H122ZM178 139H179V138H178ZM178 139H177V140H178ZM180 139H181V138H180ZM186 139H185V140H186ZM191 139H192V138H191ZM193 139H194V138H193ZM216 139H217V137H216ZM219 139L222 141L221 138H219ZM231 139H232V137H231ZM26 140H27V139H26ZM84 140H85V139H84ZM103 140H104V139H103ZM120 140H121V139H120ZM182 140H184V139H182ZM195 140H197V139L195 138ZM247 140H248V139H247ZM9 141H10V140H9ZM75 141H76V139H75ZM101 141H102V140H101ZM113 141H114V140H113ZM140 141H141V140H140ZM146 141H147V140H146ZM154 141H155V140H154ZM169 141H170V140H169ZM178 141H179V140H178ZM180 141H181V140H180ZM187 141H188V140H187ZM193 141H194V140H193ZM223 141H224V140H223ZM225 141H226V140H225ZM245 141H246V140H245ZM79 142H80V141H79ZM108 142H109V141H108ZM196 142H197V141H196ZM237 142H238V141H237ZM8 143H9V142H8ZM8 143H7V144H8ZM22 143H23V141H22ZM26 143H27V142H26ZM41 143H43V142L41 141ZM135 143H136V142H135ZM137 143H138V142H137ZM181 143H183V142H181ZM241 143H243V142H241ZM0 144H1V143H0ZM144 144H145V143H144ZM212 144H213V143H212ZM12 145H13V144H12ZM72 145H73V144H72ZM95 145H96V144H95ZM123 145H124V144H123ZM138 145H139V144H138ZM192 145H193V144H192ZM192 145H191V146H192ZM228 145H230V143H229ZM244 145H245V144H244ZM250 145H251V144H250ZM261 145H262V143H261ZM1 146H2V145H1ZM7 146H8V145H7ZM132 146H133V145H132ZM136 146H137V145H136ZM164 146H165V145H164ZM170 146H171V143H170ZM173 146H174V145H173ZM188 146H189V144H188ZM246 146H247V145H246ZM259 146H260V145H259ZM3 147H4V146H3ZM89 147H90V146H89ZM126 147H127V146H126ZM148 147H149V146H148ZM166 147H167V146H166ZM185 147H187V146H185ZM218 147H219V146H218ZM230 147H231V146H230ZM252 147H253V146H252ZM254 147H256V146H254ZM14 148H15V147H14ZM38 148H39V146H38ZM136 148H139V147L137 146ZM145 148H146V147H145ZM167 148H168V147H167ZM169 148H170V147H169ZM173 148H174V147H173ZM256 148H257V147H256ZM0 149H1V148H0ZM7 149H8V148H7ZM10 149H12V148H10ZM22 149H24V148L22 147ZM34 149H35V148H34ZM73 149H74V147H73ZM76 149H77V148H76ZM124 149H125V148H124ZM181 149H182V147H181ZM191 149H192V148H191ZM242 149H243V148H242ZM250 149H251V148H250ZM38 150H39V149H38ZM55 150H56V149H55ZM98 150H99V149H98ZM100 150H101V149H100ZM103 150H105V149H103ZM114 150H115V149H114ZM127 150H128V149H127ZM138 150H139V149H138ZM164 150H165V149H164ZM218 150H219V149H218ZM218 150H217V151H218ZM224 150H225V149H224ZM244 150H245V149H244ZM255 150H256V149H255ZM4 151H5V150H4ZM57 151H58V150H57ZM92 151H93V150H92ZM95 151H96V150H95ZM95 151H94V152H95ZM184 151H185V150H184ZM217 151H216V152H217ZM231 151H232V150H231ZM29 152H30V151H29ZM31 152H32V151H31ZM43 152H44V151H43ZM68 152H69V151H68ZM81 152H82V151H81ZM128 152H129V151H128ZM136 152H137V151H136ZM147 152H148V151H147ZM147 152H146V153H147ZM152 152H153V151H152ZM152 152H151V153H152ZM174 152H175V151H174ZM176 152H177V151H176ZM180 152H181V151H180ZM182 152H183V151H182ZM189 152H190V151H189ZM222 152H223V151H222ZM233 152H234V151H233ZM248 152H249V151H248ZM257 152H258V151H257ZM3 153H4V152H3ZM8 153H9V152H8ZM37 153H39V152H37ZM146 153H145V154H146ZM219 153H220V151H219ZM236 153H237V152H236ZM250 153H251V152H250ZM263 153H264V152H263ZM263 153H262V155H263ZM0 154H1V152H0ZM39 154H40V153H39ZM75 154H76V152H75ZM90 154H91V153H90ZM95 154H96V153H95ZM186 154H187V153H186ZM195 154H196V153H195ZM229 154H230V153H229ZM245 154H246V153H245ZM7 155H8V154H7ZM35 155H36V154H35ZM44 155H45V154H44ZM72 155H74V154L72 153ZM96 155H97V154H96ZM127 155H128V154H127ZM142 155H143V154H142ZM146 155H147V154H146ZM154 155H156V154H154ZM214 155H215V154H214ZM219 155H220V154H219ZM219 155H217V156H219ZM259 155H260V154H259ZM33 156H34V155H33ZM40 156H41V155H40ZM55 156H56V155H55ZM110 156H111V155H110ZM116 156H117V155H116ZM140 156H141V155H140ZM149 156H150V155H149ZM173 156H174V155H173ZM199 156H200V155H199ZM226 156H227V154H226ZM247 156H248V155H247ZM251 156H252V155H251ZM13 157H14V156H13ZM53 157H54V156H53ZM60 157H61V156H60ZM72 157H74V156H72ZM89 157H90V156H89ZM128 157H129V156H128ZM194 157H195V156H194ZM206 157H207V156H206ZM234 157H235V156H234ZM242 157H243V156H242ZM254 157H255V155H254ZM18 158H19V156H18ZM23 158H24V156H23ZM100 158H101V157H100ZM111 158H112V157H111ZM131 158H132V156H131ZM160 158H161V157H160ZM173 158H174V157H173ZM190 158H191V157H189V159H190ZM227 158H228V157H227ZM227 158H226V159H227ZM101 159H103V158H101ZM115 159H116V158H115ZM119 159H120V158H119ZM145 159H146V158H145ZM150 159H151V158H150ZM152 159H153V158H152ZM180 159H181V158H180ZM186 159H187V158H186ZM229 159H230V158H229ZM237 159H238V158H237ZM247 159H248V158H247ZM251 159H252V158H251ZM261 159H262V158H261ZM11 160H12V159H11ZM18 160H19V159H18ZM34 160H35V159H34ZM36 160H37V159H36ZM45 160H46V159H45ZM104 160H105V159H104ZM110 160H111V159H110ZM113 160H114V159H113ZM146 160H147V159H146ZM155 160H156V159H155ZM184 160H185V159H184ZM191 160H193V158H192ZM199 160H200V158H199ZM201 160H202V159H201ZM248 160H249V159H248ZM257 160H258V159H257ZM70 161H71V160H70ZM108 161H109V159H108ZM116 161H117V160H116ZM121 161H122V160H121ZM157 161H158V160H157ZM196 161H198V160H196ZM209 161H210V160H209ZM229 161H230V160H229ZM231 161H232V160H231ZM235 161H236V160H235ZM19 162H20V161H19ZM33 162H34V161H33ZM33 162H32V163H33ZM64 162H65V161H64ZM67 162H68V161H67ZM119 162H120V161H119ZM123 162H124V161H123ZM153 162H154V161H153ZM190 162H191V161H190ZM213 162H214V160H213ZM233 162H234V161H233ZM244 162H245V161H244ZM244 162H243V163H244ZM248 162H249V161H248ZM263 162H264V161H263ZM56 163H57V162H56ZM78 163H79V162H78ZM120 163H121V162H120ZM124 163H125V162H124ZM140 163H141V162H140ZM158 163H159V162H158ZM193 163H194V162H193ZM201 163H202V162H201ZM201 163H198V164H201ZM230 163H231V162H230ZM239 163H240V162H239ZM261 163H262V162H261ZM36 164H37V163H36ZM69 164H71V163H69ZM81 164H82V163H81ZM98 164H99V163H98ZM135 164H136V162H135ZM165 164H166V163H165ZM190 164H191V163H190ZM219 164H220V163H219ZM223 164H224V162H223ZM223 164H222V165H223ZM235 164H236V163H235ZM253 164H254V163H253ZM257 164H258V163H257ZM11 165H12V163H11ZM14 165H15V164H14ZM40 165H41V164H40ZM101 165H102V164H101ZM129 165H130V164H129ZM179 165H180V164H179ZM181 165H182V164H181ZM184 165H185V164H184ZM28 166H29V165H28ZM55 166H56V164H55ZM69 166H70V165H69ZM74 166H75V165H74ZM102 166H103V165H102ZM109 166H111V165H109ZM127 166H128V165H127ZM135 166H136V165H135ZM153 166H154V165H153ZM153 166H152L151 168H153ZM159 166H160V165H159ZM163 166H165V165H163ZM166 166H167V165H166ZM166 166H165V167H166ZM169 166H170V165H169ZM198 166H199V165H198ZM236 166H237V165H236ZM9 167H10V165H9ZM13 167H14V166H13ZM16 167H17V166H16ZM50 167H52V166H50ZM57 167H58V165H57ZM59 167H61V166L59 165ZM72 167H73V166H72ZM93 167H95V166H93ZM98 167H99V166H98ZM105 167H106V166H105ZM141 167H142V166H141ZM160 167H161V166H160ZM176 167H177V166H176ZM191 167H192V166H191ZM202 167H203V166H202ZM231 167H232V166H231ZM245 167H246V166H245ZM257 167H258V166H257ZM11 168H12V167H11ZM40 168H41V167H40ZM73 168H77V167H73ZM87 168H88V167H87ZM87 168H85V169H87ZM125 168H126V167H125ZM139 168H140V167H139ZM142 168H143V167H142ZM212 168H213V167H212ZM215 168H216V167H215ZM232 168H233V167H232ZM235 168L238 169V167H235ZM18 169H19V168H18ZM18 169H17V170H18ZM28 169H29V168H28ZM47 169H48V168H47ZM70 169H71V168H70ZM85 169H84V170H85ZM88 169H89V168H88ZM101 169H102V168H101ZM122 169H123V168H122ZM127 169H128V168H127ZM181 169H182V168H181ZM196 169H197V168H196ZM249 169H250V168H249ZM4 170H5V169H4ZM19 170H20V169H19ZM19 170H18V171H19ZM76 170H77V169H76ZM76 170H75V172H76ZM179 170H180V169H179ZM186 170H187V169H186ZM227 170H228V169H227ZM231 170H232V169H231ZM241 170H242V169H241ZM241 170H240V171H241ZM63 171H64V170H63ZM81 171H82V170H81ZM102 171H103V169H102ZM112 171H113V170H112ZM140 171H141V170H140ZM161 171H162V170H161ZM170 171H171V170H170ZM184 171H185V170H184ZM197 171H198V170H197ZM197 171H196V172H197ZM232 171H234V170H232ZM2 172H3V171H2ZM23 172H24V171H23ZM37 172H38V171H37ZM37 172H36V173H37ZM40 172H41V171H40ZM40 172H39V173H40ZM92 172H93V171H92ZM110 172H111V171H110ZM114 172H115V171H114ZM153 172H154V171H153ZM191 172H192V171H191ZM211 172H213V171L211 170ZM219 172H220V171H219ZM225 172H226V171H225ZM235 172H236V171H235ZM20 173H21V171H20ZM20 173H19V174H20ZM64 173H65V172H64ZM78 173H80V172H78ZM83 173H84V172H83ZM115 173H116V172H115ZM123 173H124V172H123ZM127 173H128V172H127ZM138 173H139V172H138ZM162 173H163V172H162ZM175 173H176V172H175ZM181 173H182V171H181ZM194 173H195V172H194ZM213 173H214V172H213ZM223 173H224V172H223ZM237 173H238V172H237ZM240 173H241V172H240ZM0 174H1V173H0ZM13 174H14V173H13ZM34 174H35V173H34ZM34 174H33V175H34ZM42 174H43V173H42ZM42 174H41V175H42ZM121 174H122V173H121ZM124 174H125V173H124ZM149 174H150V173H149ZM152 174H154V173H152ZM171 174H172V172H171ZM203 174H204V173H203ZM224 174H225V173H224ZM230 174H231V172H230ZM242 174H245V173L242 172ZM28 175H29V173H28ZM37 175H38V174H37ZM93 175H94V174H93ZM101 175H102V174H101ZM107 175H108V174H107ZM113 175H114V174H113ZM117 175H119V174H117ZM129 175H130V174H129ZM147 175H148V174H147ZM147 175H146V176H147ZM172 175H174V174H172ZM188 175H189V174H188ZM191 175H192V174H191ZM197 175H198V174H197ZM215 175H216V174H215ZM247 175H248V174H247ZM13 176H14V175H13ZM24 176H25V175H24ZM24 176H23V177H24ZM42 176H43V175H42ZM64 176H65V175H64ZM78 176H79V175H78ZM80 176H81V175H80ZM108 176H109V175H108ZM136 176H137V175H136ZM141 176H142V175H141ZM167 176H168V175H167ZM178 176H179V175H178ZM180 176H181V175H180ZM180 176H179V177H180ZM184 176L186 177V175H184ZM184 176H183V177H184ZM210 176H211V175H210ZM212 176H213V175H212ZM220 176H221V175H220ZM260 176H262V175H260ZM1 177H2V176H1ZM28 177H29V176H28ZM76 177H77V176H76ZM101 177H102V176H101ZM118 177H119V176H118ZM124 177H125V176H124ZM128 177H129V176H128ZM130 177H132V176H130ZM148 177H149V176H148ZM172 177H173V176H172ZM189 177H190V175H189ZM222 177H223V176H222ZM243 177H244V176H243ZM253 177H254V176H253ZM5 178H6V177H5ZM5 178H4V179H5ZM14 178H15V176H14ZM63 178H64V177H63ZM77 178H78V177H77ZM106 178L108 179V177H106ZM160 178H161V177H160ZM163 178H165V177L163 176ZM186 178H187V177H186ZM224 178H225V177H224ZM237 178H239V177H237ZM258 178H259V177H258ZM262 178H264V177H262ZM27 179L29 180V178H27ZM27 179H26V183H27ZM44 179H45V178H44ZM104 179H105V178H104ZM113 179H114V178H113ZM119 179H120V177H119ZM125 179H127V178H125ZM148 179H149V178H148ZM155 179H156V178H155ZM188 179H189V178H188ZM205 179H206V178H205ZM211 179L213 180V178H211ZM235 179H236V178H235ZM240 179H241V178H240ZM52 180H53V179H52ZM55 180H56V179H55ZM64 180H66V179H64ZM68 180H69V179H68ZM75 180H76V179H75ZM109 180H110V179H109ZM121 180H122V179H121ZM150 180H151V179H150ZM159 180H160V179H159ZM193 180H194V178H193ZM263 180H264V179H263ZM39 181H40V180H39ZM61 181H62V180H61ZM66 181H67V180H66ZM89 181H90V180H89ZM126 181H127V180H126ZM134 181H135V180H134ZM139 181H140V180H139ZM143 181H144V179H143ZM190 181H191V180H190ZM199 181H200V180H199ZM204 181H205V180H204ZM208 181H209V180H208ZM215 181H216V180H215ZM218 181H219V180H218ZM218 181H217V182H218ZM221 181H222V180H221ZM221 181H220V182H221ZM43 182H45V181H43ZM58 182H59V181H58ZM62 182H63V181H62ZM79 182H80V181H79ZM98 182H99V181H98ZM105 182H106V180H105ZM152 182H153V181H152ZM163 182H164V181H163ZM163 182H162V183H163ZM165 182H167V181H165ZM178 182L180 183V181H178ZM200 182H201V181H200ZM202 182H203V181H202ZM209 182H210V181H209ZM223 182H224V180H223ZM237 182H238V181H237ZM28 183H29V182H28ZM33 183H35V182H33ZM38 183H39V182H38ZM74 183H75V182H74ZM83 183H84V182H83ZM88 183H89V182H88ZM90 183H91V182H90ZM125 183H126V182H125ZM125 183H124V184H125ZM155 183H156V182H155ZM191 183H192V182H191ZM194 183H195V182H194ZM221 183H222V182H221ZM235 183H236V182H235ZM245 183H246V182H245ZM17 184H18V183H17ZM17 184H16V185H17ZM30 184H32V183H30ZM44 184H45V183H44ZM60 184H62V183H60ZM75 184H76V183H75ZM102 184H103V183H102ZM102 184H101V185H102ZM119 184H120V183H119ZM142 184H143V182H142ZM163 184H164V183H163ZM167 184H168V183H167ZM211 184H212V183H211ZM241 184H242V183H241ZM42 185H43V184H42ZM54 185H55V184H54ZM73 185H74V184H73ZM120 185H123V184H120ZM169 185H170V184H169ZM174 185H175V184H174ZM186 185H187V184H186ZM191 185H193V184H191ZM216 185H218V183H217ZM222 185H223V184H222ZM237 185H238V184H237ZM237 185H236V186H237ZM5 186H6V185H5ZM9 186H10V185H9ZM18 186H19V185H18ZM33 186H34V185H33ZM33 186H32V187H33ZM39 186H40V185H39ZM39 186H38V187H39ZM69 186H70V185H69ZM76 186H77V185H76ZM111 186H112V185H111ZM124 186H126V185H124ZM130 186H131V185H130ZM143 186H145V185H143ZM208 186H209V185H208ZM234 186H235V185H234ZM234 186H233V187H234ZM263 186H264V185H263ZM6 187H7V186H6ZM34 187H35V186H34ZM51 187H52V186H51ZM65 187H66V186H65ZM79 187H80V186H79ZM88 187H89V186H88ZM92 187H93V186H92ZM119 187H120V186H119ZM137 187H138V186H137ZM165 187H166V184H165ZM172 187H173V186H172ZM189 187H190V186H189ZM221 187H222V186H221ZM228 187H229V186H228ZM18 188H19V187H18ZM22 188H23V187H22ZM44 188H45V187H44ZM60 188H61V187H60ZM68 188H69V187H68ZM104 188H105V187H104ZM104 188H103V189H104ZM122 188H123V187H122ZM131 188H132V187H131ZM133 188H134V187H133ZM133 188H132V189H133ZM144 188H145V187H144ZM175 188H176V187H175ZM218 188H219V187H218ZM15 189H16V188H15ZM47 189H48V188H47ZM107 189H108V188H107ZM110 189H111V188H110ZM110 189H109V190H110ZM158 189H159V188H158ZM173 189H174V188H173ZM180 189H181V188H180ZM196 189H197V188H196ZM208 189H209V188H208ZM211 189H212V188H211ZM219 189H220V188H219ZM224 189H225V188H224ZM228 189H229V188H228ZM231 189H232V188H231ZM233 189H234V188H233ZM17 190H18V189H17ZM81 190H82V189H81ZM121 190H122V189H121ZM134 190H135V188H134ZM138 190H139V189H138ZM166 190H167V189H166ZM170 190H171V189H170ZM214 190H215V189H214ZM216 190H218V189H216ZM229 190H230V189H229ZM244 190H245V189H244ZM260 190H262V189H260ZM3 191H4V190H3ZM28 191H30V190H28ZM38 191H39V190H38ZM54 191H56V189H55ZM59 191H60V190H59ZM65 191H66V190H65ZM84 191H85V190H84ZM91 191H92V190H91ZM97 191H98V190H97ZM127 191H128V190H127ZM164 191H165V190H164ZM172 191H173V190H172ZM176 191H178V190H176ZM205 191H206V190H205ZM248 191H249V190H248ZM257 191H258V190H257ZM33 192H34V191H33ZM35 192H37V191H35ZM41 192H43V191H41ZM51 192H52V191H51ZM76 192H77V191H76ZM85 192H86V191H85ZM144 192H145V191H144ZM191 192H192V191H191ZM200 192H202V191H200ZM219 192H220V191H219ZM219 192H218V193H219ZM222 192H223V191H222ZM250 192H251V191H250ZM259 192H260V191H259ZM4 193H5V192H4ZM17 193H18V191H17ZM20 193H21V192H20ZM27 193H28V192H27ZM30 193H31V192H30ZM43 193H44V192H43ZM66 193H68V192H66ZM93 193H94V192H93ZM114 193H115V192H114ZM119 193H120V192H119ZM154 193H155V192H154ZM159 193H160V192H159ZM167 193H168V192H167ZM193 193H194V192H193ZM210 193H211V192H210ZM210 193H209V194H210ZM225 193H226V192H225ZM236 193H237V192H236ZM241 193H242V192H241ZM8 194H9V193H8ZM18 194H19V193H18ZM18 194H16V195H18ZM45 194H46V193H45ZM68 194H69V193H68ZM81 194H82V193H81ZM116 194H117V193H116ZM134 194H135V193H134ZM155 194H156V193H155ZM160 194H161V193H160ZM204 194H205V193H204ZM221 194H222V193H221ZM248 194H249V192H248ZM256 194H257V193H256ZM12 195H13V194H12ZM28 195H29V194H28ZM28 195H27V196H28ZM109 195H110V194H109ZM138 195H139V194H138ZM167 195H169V194H167ZM211 195H212V194H211ZM222 195H223V194H222ZM224 195H225V194H224ZM226 195H227V194H226ZM229 195H230V194H229ZM235 195H236V194H235ZM27 196H26V197H27ZM38 196H39V195H38ZM67 196H68V195H67ZM76 196H78V195H76ZM88 196H89V195H88ZM119 196H120V195H119ZM124 196H125V195H124ZM129 196H130V195H129ZM147 196H148V195H147ZM149 196H150V195H149ZM151 196H152V195H151ZM158 196H159V195H158ZM162 196H163V194H162ZM194 196H195V195H194ZM200 196H201V195H200ZM227 196H228V195H227ZM243 196H244V195H243ZM251 196H252V195H251ZM251 196H250V197H251ZM260 196H261V195H260ZM15 197H16V196H15ZM28 197H29V196H28ZM30 197H31V196H30ZM79 197H80V196H79ZM81 197H82V196H81ZM188 197H189V196H188ZM196 197H197V196H196ZM213 197H214V195L212 196V199H213ZM217 197H218V196H217ZM228 197H229V196H228ZM69 198H70V197H69ZM94 198H95V197H94ZM102 198H103V197H102ZM111 198H112V197H111ZM117 198H120V197H117ZM141 198H142V197H141ZM154 198H155V197H154ZM189 198H191V197H189ZM197 198H198V197H197ZM215 198H216V197H215ZM231 198H232V197H231ZM28 199H29V198H28ZM100 199H101V198H100ZM131 199H132V198H131ZM136 199H137V198H136ZM152 199H153V198H152ZM167 199H168V198H167ZM200 199H201V198H200ZM222 199H223V198H222ZM242 199H243V198H242ZM263 199H264V198H263ZM10 200H11V199H10ZM18 200H19V199H18ZM29 200H30V199H29ZM43 200H44V199H43ZM66 200H67V199H66ZM76 200H78V199H76ZM85 200H86V199H85ZM105 200H106V199H105ZM126 200H127V198H126ZM133 200H134V199H133ZM133 200H132V201H133ZM137 200H138V199H137ZM140 200H141V199H140ZM187 200H188V199H187ZM192 200H193V199H192ZM213 200H214V199H213ZM19 201H21V200H19ZM70 201H71V200H70ZM80 201H82V200L80 199ZM98 201H99V200H98ZM117 201H118V200H117ZM117 201H116V202H117ZM119 201H120V200H119ZM124 201H125V200H124ZM141 201H142V200H141ZM148 201H149V200H148ZM185 201H186V200H185ZM207 201H208V199H207ZM211 201H212V200H211ZM221 201H222V200H221ZM226 201H227V200H225V202H226ZM244 201H245V200H244ZM261 201H262V200H261ZM261 201H260V202H261ZM263 201H264V200H263ZM16 202H17V201H16ZM34 202H35V200H34ZM44 202H45V201H44ZM54 202H55V201H54ZM66 202H68V201H66ZM143 202H144V201H143ZM150 202H151V201H150ZM212 202H213V201H212ZM216 202H217V201H216ZM242 202H243V200H242ZM45 203H46V202H45ZM59 203H60V205H61V202H59ZM81 203H82V202H81ZM84 203H85V201H84ZM86 203H87V202H86ZM86 203H85V204H86ZM109 203H110V202H109ZM109 203H108V204H109ZM148 203H149V202H148ZM164 203H167V202H164ZM192 203H193V202H192ZM205 203H206V202H205ZM209 203H210V202H209ZM24 204H25V203H24ZM50 204H51V203H50ZM53 204H54V203H53ZM99 204H100V203H99ZM104 204H105V203H104ZM125 204H126V203H125ZM137 204H139V203H137ZM151 204H152V203H151ZM186 204H187V203H186ZM189 204H190V203L188 202V205H189ZM220 204H221V203H220ZM224 204H226V203H224ZM246 204H247V203H246ZM32 205H33V204H32ZM69 205H70V204H69ZM75 205H76V204H75ZM89 205H90V203H89ZM96 205H97V204H96ZM120 205H121V204H120ZM127 205H128V204H127ZM163 205H164V204H163ZM94 206H95V205H94ZM112 206H113V205H112ZM131 206H132V205H131ZM131 206H130V207H131ZM158 206H159V204H158ZM193 206H194V205H193ZM197 206H198V205H197ZM222 206H223V205H222ZM230 206H231V205H230ZM242 206H243V205H242ZM248 206H249V205H248ZM248 206H247V207H248ZM260 206H261V205H260ZM16 207H17V206H16ZM18 207H19V206H18ZM41 207H42V206H41ZM47 207H48V206H47ZM56 207H57V206H56ZM61 207H62V206H61ZM88 207H89V206H88ZM119 207H120V206H119ZM128 207H129V206H128ZM163 207H164V206H163ZM179 207H180V206H179ZM195 207H196V206H195ZM207 207H208V206H207ZM218 207H219V206H218ZM235 207H237V206H235ZM25 208H26V207H25ZM37 208H38V207H37ZM65 208H66V207H65ZM101 208H102V207H101ZM106 208H107V207H105V210H106ZM114 208H115V207H114ZM117 208H118V207H117ZM120 208H121V207H120ZM135 208H136V206H135ZM137 208H138V207H137ZM145 208H146V207H145ZM230 208H231V207H230ZM248 208H249V207H248ZM251 208H252V207H251ZM26 209H27V208H26ZM48 209H49V208H48ZM66 209H67V208H66ZM69 209H70V208H69ZM69 209H68V210H69ZM139 209H140V208H139ZM146 209H147V208H146ZM154 209H155V208H154ZM154 209H153V210H154ZM163 209H164V208H163ZM170 209H171V208H170ZM180 209H181V208H180ZM196 209H197V208H196ZM254 209H255V208H254ZM0 210H1V209H0ZM7 210H8V209H7ZM79 210H81V208H80ZM87 210H88V209H87ZM140 210H141V209H140ZM159 210H160V208H159ZM194 210H195V209H194ZM215 210H217V209H215ZM215 210H214V211H215ZM244 210H245V209H244ZM24 211H25V209H24ZM62 211H63V209H62ZM64 211H65V210H64ZM64 211H63V212H64ZM66 211H67V210H66ZM81 211H82V210H81ZM99 211H100V210H99ZM99 211H98V212H99ZM101 211H102V210H101ZM108 211H109V210H108ZM132 211H134V209H133ZM220 211H221V210H220ZM245 211H246V210H245ZM252 211H253V210H252ZM255 211H256V210H255ZM7 212H8V211H7ZM51 212H52V211H51ZM55 212L58 213L57 211H55ZM137 212H138V211H137ZM145 212H146V211H145ZM159 212H160V211H159ZM206 212H207V211H206ZM243 212H244V211H243ZM253 212H254V211H253ZM262 212H263V211H262ZM67 213H68V212H67ZM72 213H73V212H72ZM132 213H133V212H132ZM139 213H140V212H139ZM155 213H156V212H155ZM161 213H162V212H161ZM227 213H228V212H227ZM233 213H235V212H233ZM241 213H242V212H241ZM1 214H2V213H1ZM4 214H5V213H4ZM26 214H27V213H26ZM26 214H25V215H26ZM54 214H55V213H54ZM58 214H59V213H58ZM65 214H66V213H64V215H65ZM69 214H70V213H69ZM93 214H94V213H93ZM117 214H119V213H117ZM136 214H138V213H136ZM136 214H135V215H136ZM141 214H142V213H141ZM152 214H153V212H152ZM152 214H151V215H152ZM166 214H168V213H166ZM170 214H172V213H170ZM196 214H197V213H196ZM206 214H208V213H206ZM206 214H205V215H206ZM239 214H240V213H239ZM95 215H96V214H95ZM98 215H99V214H98ZM106 215H107V214H106ZM109 215H110V214H109ZM111 215H112V214H111ZM111 215H110V217H111ZM113 215H114V212H113ZM145 215H146V214H145ZM154 215H155V214H154ZM157 215H158V214H157ZM168 215H169V214H168ZM181 215H182V214H181ZM240 215H241V214H240ZM261 215H262V214H261ZM3 216H4V215H3ZM5 216H6V215H5ZM53 216H55V215H53ZM56 216H57V215H56ZM71 216H72V215H71ZM89 216H90V215H89ZM96 216H97V215H96ZM99 216H100V215H99ZM99 216H97V217H99ZM104 216H105V215H104ZM120 216H121V215H120ZM120 216H119V217H120ZM126 216H127V215H126ZM139 216H141V215H139ZM143 216H144V215H143ZM171 216H172V215H171ZM184 216H185V215H184ZM194 216H195V215H194ZM263 216H264V215H263ZM28 217H29V216H28ZM60 217H61V216H60ZM77 217H79V216H77ZM90 217H91V216H90ZM114 217H116V213H115V216H114ZM136 217H137V215H136ZM174 217H175V216H174ZM176 217H177V216H176ZM204 217H205V216H204ZM204 217H203V218H204ZM207 217H208V216H207ZM220 217H221V215H220L219 217H217V218L219 219ZM227 217H228V216H227ZM257 217H258V216H257ZM26 218H27V217H26ZM58 218H59V217H58ZM88 218H89V217H88ZM91 218H92V217H91ZM101 218L103 219L102 216H101ZM101 218L99 217V219H101ZM106 218H107V217H106ZM123 218H125V217L123 216ZM141 218H142V216H141ZM165 218H166V217H165ZM169 218H170V217H169ZM183 218H184V217H183ZM200 218H202V217H200ZM200 218H199V219H200ZM221 218H222V217H221ZM237 218H238V217H236V219H237ZM254 218H255V217H254ZM118 219H119V218H118ZM148 219H149V218H148ZM179 219H180V218H179ZM195 219H196V218H195ZM204 219H205V218H204ZM212 219H213V218H212ZM212 219H211V220H212ZM258 219H259V218H258ZM258 219H257V220H258ZM261 219H263V218H261ZM36 220H38V219H36ZM109 220H110V219H109ZM124 220H125V219H124ZM166 220H168V219H166ZM182 220H183V219H182ZM182 220H181V221H182ZM189 220H190V219H189ZM201 220H202V219H201ZM209 220H210V219H209ZM31 221H32V220H31ZM43 221H44V220H43ZM51 221H52V220H51ZM67 221H68V220H67ZM90 221H91V220H90ZM119 221H120V220H119ZM133 221H134V220H133ZM143 221H144V220H143ZM153 221H154V220H153ZM168 221H169V220H168ZM174 221H175V220H174ZM177 221H178V220H177ZM184 221H185V220H184ZM212 221H213V220H212ZM238 221H241V220H238ZM27 222H28V221H27ZM32 222H33V221H32ZM131 222H132V220H131ZM139 222H140V221H139ZM160 222H161V221H160ZM172 222H173V221H172ZM191 222H192V220H191ZM191 222H190V223H191ZM209 222H210V221H209ZM213 222H215V221H213ZM221 222H222V221H221ZM249 222H250V221H249ZM0 223H1V222H0ZM30 223H31V222H30ZM43 223H44V222H43ZM48 223H49V222H48ZM58 223H59V221H58ZM146 223H147V222H146ZM165 223H166V221H165ZM173 223H174V222H173ZM188 223H189V222H188ZM193 223H194V222H193ZM210 223H211V222H210ZM210 223H209V224H210ZM217 223H219V222H217ZM217 223H216V224H217ZM224 223H225V222H224ZM235 223H236V222H235ZM45 224H46V223H45ZM54 224H56V223H54ZM97 224L99 225V223H97ZM106 224H107V223H106ZM130 224H131V223H130ZM149 224H150V223H149ZM154 224H155V223H154ZM177 224H178V223H177ZM216 224H212V223H211V226H212V225H216ZM230 224H231V223H230ZM241 224H242V223H241ZM26 225H27V224H26ZM60 225H61V223H60ZM103 225H104V223H103ZM103 225H102V226H103ZM122 225H123V224H122ZM137 225H138V224H137ZM143 225H145V224H143ZM232 225H233V224H232ZM237 225H239V224H237ZM245 225H246V224H245ZM17 226H18V225H17ZM20 226H21V225H20ZM99 226H100V225H99ZM99 226H98V227H99ZM107 226H108V225H107ZM125 226H126V225H124V227H125ZM129 226H130V225H129ZM173 226H174V225H173ZM173 226H172V227H173ZM190 226H191V225H190ZM193 226H195V224H194ZM202 226H203V225H202ZM216 226H217V225H216ZM219 226H220V225H219ZM254 226H255V225H254ZM22 227H23V226H22ZM33 227H34V226H33ZM33 227H32V228H33ZM50 227H51V226H50ZM89 227H90V226H89ZM89 227H88V228H89ZM132 227H133V226H132ZM155 227H156V226H155ZM157 227H158V226H157ZM241 227H242V226H241ZM10 228H11V227H10ZM14 228H15V227H14ZM18 228H19V227H18ZM32 228H31V229H32ZM43 228H44V227H43ZM43 228H42V229H43ZM54 228H56V227H54ZM101 228H102V227H101ZM115 228H116V227H115ZM137 228H138V227H137ZM165 228H166V227H165ZM186 228H187V227H186ZM202 228H203V227H202ZM218 228H220V227H218ZM263 228H264V227H263ZM1 229H2V228H1ZM40 229H41V228H40ZM58 229H59V231L61 230L60 228H58ZM62 229H63V228H62ZM64 229H65V228H64ZM64 229H63V230H64ZM67 229H68V227H67ZM91 229H92V228H91ZM110 229H111V228H110ZM113 229H114V228H113ZM113 229H112V230H113ZM132 229H133V228H132ZM141 229H142V228H141ZM166 229H167V228H166ZM177 229H178V228H177ZM213 229H214V228H213ZM215 229H216V228H215ZM226 229H227V228H226ZM231 229H232V228H231ZM243 229H244V228H243ZM50 230H51V229H50ZM52 230H53V229H52ZM65 230H66V229H65ZM71 230H72V229H71ZM106 230H107V229H106ZM134 230H135V229H134ZM134 230H133V231H134ZM162 230H163V229H162ZM172 230H173V228L171 229V231H172ZM178 230H179V229H178ZM207 230H208V229H207ZM220 230H221V229H220ZM228 230H229V229H228ZM248 230H249V229H248ZM66 231H67V230H66ZM66 231H65V232H66ZM90 231H91V230H90ZM104 231H105V230H104ZM116 231H117V230H116ZM116 231H115V232H116ZM124 231H125V230H124ZM143 231H144V230H143ZM151 231H152V230H151ZM197 231H199V230H197ZM223 231H224V230H223ZM250 231H251V230H250ZM10 232H12V231H10ZM91 232H92V231H91ZM107 232H108V231H107ZM115 232H114V233H115ZM117 232H118V231H117ZM117 232H116V233H117ZM138 232H139V230H138ZM141 232H142V231H141ZM144 232H145V231H144ZM156 232H157V231H155V233H156ZM163 232H164V231H163ZM179 232H180V231H179ZM220 232H221V231H220ZM240 232H241V231H240ZM7 233H9V232H7ZM19 233H21V231H20ZM51 233H52V232H51ZM55 233H56V232H55ZM55 233H54V234H55ZM88 233H89V232H88ZM100 233H101V232H100ZM118 233H119V232H118ZM135 233H136V231H135ZM202 233H203V232H202ZM211 233H212V231H211ZM224 233H226V232H224ZM30 234H31V233H30ZM34 234H36V233L34 232ZM37 234H38V233H37ZM56 234H58V233H56ZM104 234H105V232H104ZM132 234H133V233H132ZM151 234H152V233H151ZM157 234H158V233H157ZM188 234H189V233H188ZM191 234H192V233H191ZM218 234H219V233H218ZM221 234H222V233H221ZM232 234H233V233H232ZM234 234H235V233H234ZM60 235H62V236L64 237V234H60ZM67 235H68V234H67ZM73 235H74V234H73ZM73 235H71V236H73ZM106 235H107V234H106ZM108 235H109V234H108ZM112 235H113V234H112ZM122 235L124 236V234H122ZM192 235H193V234H192ZM192 235H191V236H192ZM198 235H199V234H198ZM219 235H220V234H219ZM34 236H35V235H34ZM36 236H37V235H36ZM100 236H101V235H100ZM135 236H136V235H135ZM146 236H147V234H146ZM152 236L157 237V236H155V235H151V237H152ZM160 236H161V235H160ZM182 236H183V235H181V237H182ZM194 236H195V235H194ZM199 236H201V234H200ZM204 236H205V235H204ZM212 236H213V235H212ZM215 236H216V235H215ZM217 236H218V235H217ZM32 237H33V235H32ZM51 237H52V236H51ZM68 237H70V236H68ZM73 237H74V236H73ZM88 237H89V236H88ZM109 237H110V236H109ZM137 237H139V236H137ZM201 237H202V236H201ZM209 237H210V236H209ZM228 237H229V236H228ZM24 238H25V237L23 236L22 239H24ZM30 238H31V237H30ZM34 238H36V237H34ZM47 238H48V237H46V239H47ZM56 238H57V237H56ZM56 238H55V239H56ZM58 238L61 239L62 237H59V236H58ZM64 238H66V237H64ZM101 238H102V237H100V239H101ZM123 238H124V237H123ZM126 238H127V236H126ZM147 238H148V237H147ZM165 238H166V237H165ZM183 238H184V237H183ZM186 238H187V236H186ZM242 238H243V237H242ZM242 238H241V239H242ZM249 238H250V237H249ZM60 239H57V240H60ZM70 239L73 240V238H71V237H70ZM74 239H75V238H74ZM77 239H78V237H77ZM87 239H88V238H86V240H87ZM92 239H93V238H92ZM97 239H98V238H97ZM116 239H117V238H116ZM116 239H115V240H116ZM131 239H132V238H131ZM140 239H141V238H140ZM140 239H139V240H140ZM142 239H143V238H142ZM145 239H146V238H145ZM161 239L163 240V238H161ZM203 239H204V238H203ZM215 239H216V238H215ZM223 239H224V238H223ZM230 239H231V238H230ZM234 239H236V238H234ZM260 239H262V238H260ZM37 240H38V239H37ZM42 240H44V239H42ZM66 240H69V238H68V239L66 238ZM90 240H91V239H90ZM90 240H89V241H90ZM94 240H95V239H94ZM149 240H150V239H149ZM162 240H161V241H162ZM166 240H167V239H165V241H166ZM189 240H190V239H189ZM219 240H220V239H219ZM10 241H11V240H10ZM30 241H31V239H30ZM38 241H39V240H38ZM40 241H41V240H40ZM63 241H64V240H63ZM133 241H134V240H133ZM146 241H147V240H146ZM155 241H156V240H155ZM159 241H160V240H159ZM180 241H181V240H180ZM192 241H193V239H192ZM204 241H205V240H204ZM204 241H203V242H204ZM207 241H209V240H207ZM207 241H206V242H207ZM213 241H214V239H213ZM260 241H261V240H260ZM263 241H264V240H263ZM27 242H28V241H27ZM34 242H35V241H34ZM36 242H37V241H36ZM95 242H96V241H95ZM99 242H100V241H99ZM106 242H107V240H106ZM111 242H112V241H111ZM182 242H183V239H182ZM199 242H200V241H199ZM242 242H243V241H242ZM245 242H246V241H245ZM28 243H29V242H28ZM30 243H31V242H30ZM52 243H53V242H52ZM55 243H56V241H55ZM63 243H64V242H63ZM71 243H73V241L70 242L69 244H71ZM89 243H90V242H89ZM104 243H105V242H104ZM144 243H145V242H144ZM144 243H143V244H144ZM184 243H186V242H184ZM195 243H196V242H195ZM259 243H260V242H259ZM262 243H263V242H262ZM7 244H8V243H7ZM14 244H15V242H14ZM14 244H13V246H15ZM38 244H39V243H38ZM65 244L67 245L68 243L65 242ZM65 244H64V245H65ZM92 244H93V243H92ZM108 244H109V242H108ZM156 244H157V243H156ZM199 244H200V243H199ZM208 244H211V243H208ZM214 244H215V243H213V245H214ZM224 244H225V243H224ZM224 244H223V245H224ZM249 244H250V243H249ZM263 244H264V243H263ZM10 245H12V244H10ZM23 245H24V244H23ZM48 245H49V243H48ZM56 245H58V244H56ZM98 245H99V243H98ZM116 245H117V244H116ZM140 245H141V244H140ZM145 245H146V244H145ZM171 245H172V244H170V246H171ZM253 245H254V244H253ZM257 245H258V244H257ZM1 246H2V245H1ZM18 246H19V245H18ZM59 246H60V245H59ZM72 246H73V244H72ZM86 246H87V245H86ZM114 246H115V245H114ZM125 246H126V245H125ZM141 246H143V245H141ZM172 246H173V245H172ZM196 246H198V244H197ZM208 246H209V245H208ZM221 246H222V245H221ZM232 246H233V244H232ZM247 246H248V245H247ZM251 246H252V245H250V247H251ZM263 246H264V245H263ZM23 247H24V246H23ZM31 247H32V246H31ZM36 247H37V246H36ZM51 247H52V246H51ZM57 247H58V246H57ZM61 247H62V246H61ZM63 247H64V246H63ZM111 247H112V246H111ZM129 247H130V246H129ZM134 247H135V246H134ZM143 247H144V246H143ZM166 247H167V246H166ZM185 247H186V246H185ZM188 247H189V246H188ZM46 248H47V247H46ZM55 248H56V247H55ZM104 248H105V246H104ZM107 248H108V247H107ZM107 248H106V249H107ZM125 248L127 249V247H125ZM137 248H138V247H137ZM146 248H147V247H146ZM151 248H152V247H151ZM192 248H193V247H192ZM192 248H191V249H192ZM210 248H212V246H211ZM231 248H233V247H231ZM256 248H258V246H257ZM9 249H10V248H9ZM31 249H32V248H31ZM31 249H30V250H31ZM37 249H38V248H37ZM39 249H40V246H39ZM43 249H44V248H43ZM60 249H61V248H60ZM78 249H79V247H78ZM182 249H183V247H182ZM204 249H205V247H204ZM225 249H226V248H225ZM249 249H250V248H249ZM260 249H261V248H260ZM260 249H259V250H260ZM17 250H18V249H17ZM35 250H36V248H35ZM70 250H71V249H70ZM83 250H84V248H83ZM86 250H88V249H86ZM101 250H102V249H101ZM109 250H110V249H109ZM111 250H112V249H111ZM118 250H119V249H118ZM120 250H121V249H120ZM127 250H128V249H127ZM188 250H189V249H188ZM202 250H203V249H202ZM208 250H209V249H208ZM211 250H212V249H211ZM213 250H214V249H213ZM235 250H236V249H235ZM240 250H241V249H240ZM14 251H15V249H14ZM21 251H22V250H21ZM21 251H20V253H21ZM31 251H32V250H31ZM33 251H34V250H33ZM44 251H45V250H44ZM54 251H55V250H54ZM54 251H53V252H54ZM66 251H67V250H66ZM66 251H65V252H66ZM104 251H105V250H104ZM141 251H142V249L140 250V252H141ZM143 251H144V250H143ZM184 251H185V250H184ZM205 251H206V249H205ZM205 251H203V253H204ZM216 251H217V250H216ZM219 251H220V250H219ZM224 251H225V250H224ZM56 252H57V251H56ZM60 252H61V251H60ZM63 252H64V251H63ZM99 252H100V251H99ZM99 252H98V253H99ZM107 252H108V251H107ZM123 252H125V251H123ZM136 252H137V251H136ZM185 252H186V251H185ZM208 252H209V251H208ZM213 252H214V251H213ZM234 252H235V251H234ZM7 253H8V251H7ZM7 253H6V254H7ZM37 253H38V252H37ZM57 253H58V252H57ZM83 253H84V252H83ZM110 253H111V252H110ZM125 253H126V252H125ZM125 253H124V254H125ZM131 253H133V252H131ZM144 253L146 254L147 251L144 252ZM150 253H151V251H150ZM150 253H149V251H148V253H147L146 255L149 256ZM153 253H154V252H152V254H153ZM171 253H172V251H171ZM245 253H246V252H245ZM252 253H253V252H252ZM259 253H260V252H259ZM0 254H1V253H0ZM35 254H36V253H35ZM35 254H34V255H35ZM55 254H56V253H55ZM60 254H62V253H60ZM79 254H81V253H79ZM86 254H87V253H86ZM127 254H128V253H127ZM129 254H130V253H129ZM138 254H139V253H138ZM155 254H157V253H155ZM212 254H213V253H212ZM214 254L216 255V253H214ZM223 254H224V253H223ZM225 254H226V252H225ZM248 254H249V253H248ZM254 254H255V253H254ZM14 255H15V253H14ZM28 255H29V254H28ZM37 255H38V254H37ZM39 255H40V254H39ZM45 255L47 256V254H45ZM89 255H91V254H89ZM92 255H93V254H92ZM92 255H91V256H92ZM122 255H123V254H122ZM150 255H151V254H150ZM180 255H181V254H180ZM203 255H204V254H203ZM10 256H11V255H10ZM10 256H9V257H10ZM12 256H13V254H12ZM15 256H17V255H15ZM24 256H25V255H24ZM31 256H32V255H31ZM43 256H44V255H43ZM66 256H67V255H66ZM74 256H75V255H74ZM74 256H73V258H75ZM111 256H112V255H111ZM114 256H115V255H114ZM140 256H141V255H140ZM154 256H156V255H154ZM205 256H206V255H205ZM225 256H226V255H225ZM243 256H246V255H243ZM13 257H14V256H13ZM27 257H28V256H27ZM32 257H33V256H32ZM32 257H31V258H32ZM35 257H36V256H35ZM44 257H45V256H44ZM63 257H64V256H63ZM87 257H88V256H87ZM102 257H103V256H102ZM109 257H110V256H109ZM115 257H116V256H115ZM144 257H146V256H144ZM151 257H153V256L151 255ZM151 257H150V258H151ZM158 257H159V256H158ZM208 257H209V256H208ZM212 257H213V255H212ZM214 257H215V256H214ZM237 257H238V256H236V258H237ZM241 257H242V256H241ZM2 258H3V256H2ZM4 258H5V257H4ZM29 258H30V257H29ZM29 258H28V259H29ZM70 258H71V257H70ZM79 258H80V257H79ZM95 258H96V257H95ZM116 258H118V256H117ZM120 258H121V257H120ZM150 258H149V259H150ZM156 258H157V257H156ZM187 258H188V257H187ZM189 258H191V257H189ZM222 258H223V257H222ZM225 258H226V257H225ZM254 258H256V257L254 256ZM263 258H264V257H263ZM28 259H27V260H28ZM34 259H35V258H34ZM65 259H66V258H65ZM68 259H69V258H68ZM93 259H94V258H93ZM108 259H109V258H108ZM112 259H113V258H112ZM129 259H130V258H129ZM131 259H132V258H131ZM131 259H130V260H131ZM145 259H147V258H144V261H145ZM152 259H153V258H152ZM179 259H180V257H179ZM181 259H182V258H181ZM211 259H212V258H211ZM237 259H238V258H237ZM244 259H246V258H244ZM244 259H243V260H244ZM247 259H248V257H247ZM260 259H261V256H260ZM0 260H1V259H0ZM3 260H4V259H3ZM20 260H21V258H20ZM20 260H19V262H20ZM38 260H39V258H38ZM42 260H43V258H42ZM48 260H49V259H48ZM54 260H55V259H54ZM81 260H83V259H81ZM101 260H102V259H101ZM135 260H136V259H135ZM137 260H138V258H137ZM137 260H136V261H137ZM150 260H151V259H150ZM158 260H159V259H158ZM160 260H161V259H160ZM190 260H191V259H190ZM226 260H227V259H226ZM238 260H239V259H238ZM248 260H249V259H248ZM5 261H6V260H5ZM5 261H4V262H5ZM10 261H11V260H10ZM31 261H32V260H31ZM34 261H36V260H34ZM49 261H50V260H49ZM62 261L64 262V260H62ZM72 261H73V260H72ZM74 261H75V260H74ZM78 261H79V260H78ZM87 261H88V260H87ZM110 261H111V260H110ZM124 261H125V260H124ZM124 261H123V262H124ZM138 261L140 262L141 259H139ZM138 261H137V263H138ZM142 261H143V260H142ZM142 261H141V262H142ZM146 261H147V260H146ZM152 261H154V260H152ZM186 261H187V260H186ZM207 261H208V260H207ZM230 261H231V260H229V263H230ZM249 261H250V260H249ZM6 262H7V261H6ZM16 262H17V261H16ZM38 262H39V261H38ZM44 262H45V261H43L42 263H44ZM88 262H89V261H88ZM98 262H100V261H98ZM115 262H116V261H115ZM155 262H156V261H155ZM157 262H158V261H157ZM181 262H182V261H181ZM187 262H188V261H187ZM208 262H209V261H208ZM20 263H21V262H20ZM31 263H32V262H31ZM45 263H46V262H45ZM58 263H59V262H58ZM73 263H74V262H73ZM77 263H78V262H77ZM143 263H144V262H143ZM162 263H163V262H162ZM168 263H169V262H168ZM188 263H189V262H188ZM190 263H193V262L190 261ZM200 263H202V262H200ZM204 263H205V262H204ZM0 264H2V263L0 262ZM4 264H5V263H4ZM10 264H12V263H10ZM50 264H51V263H50ZM68 264H70V263H68ZM110 264H111V263H110ZM133 264H134V263H133ZM151 264H153V263H151ZM155 264H156V263H155ZM158 264H159V263H158ZM177 264H178V263H177ZM186 264H187V263H186ZM196 264H197V263H196ZM234 264H235V263H234ZM244 264H246V262H245ZM261 264H262V263H261Z\"/></svg>",
    "mask_w": 264,
    "mask_h": 264
}]
</instances>
